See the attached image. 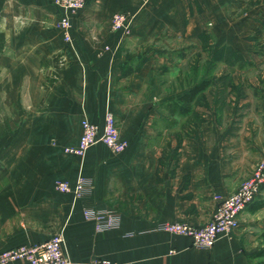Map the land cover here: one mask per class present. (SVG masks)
I'll use <instances>...</instances> for the list:
<instances>
[{
  "label": "crops",
  "instance_id": "obj_1",
  "mask_svg": "<svg viewBox=\"0 0 264 264\" xmlns=\"http://www.w3.org/2000/svg\"><path fill=\"white\" fill-rule=\"evenodd\" d=\"M119 13L131 17L130 37L110 29ZM60 15L49 0H0V253L60 235L72 264H256L264 185L211 249L159 227L206 224L264 160V105L247 89L256 79L218 75V94L209 92L214 66L228 65L214 54L250 46L264 0H85L70 44L55 28ZM202 80L207 103L198 95L180 114L178 99ZM108 112L123 152L98 143L80 159L63 153L81 121L102 127ZM80 174L93 185L88 196L55 191ZM84 209L115 211L119 227L96 231Z\"/></svg>",
  "mask_w": 264,
  "mask_h": 264
},
{
  "label": "built area",
  "instance_id": "obj_2",
  "mask_svg": "<svg viewBox=\"0 0 264 264\" xmlns=\"http://www.w3.org/2000/svg\"><path fill=\"white\" fill-rule=\"evenodd\" d=\"M61 12L55 22V28L67 44L72 42L71 19L84 9L85 0H49ZM110 29L130 37L132 22L126 13L114 14L110 18ZM103 126L91 124L87 120L81 121V133L79 141L74 146L65 147L64 154L83 158L86 152L95 144H102L108 151L120 154L128 146V142L119 134L114 116L108 112L103 121ZM264 185V160H259L248 179L244 180L234 194L220 199L213 215L206 224L194 227L187 223L169 222L161 224L159 230L175 236L191 239L192 246L196 249L208 250L221 237L228 235L238 227L237 217L248 205L259 197L260 189ZM54 189L61 194H70L74 200L88 196L92 189V183L80 174L73 183L68 181L54 182ZM83 217L93 223L98 232L111 231L118 228L120 217L113 210L84 209ZM14 261H25L27 264H72L66 255L60 235L39 243L38 245H24L0 253V264H8ZM95 264H110L109 261L99 259Z\"/></svg>",
  "mask_w": 264,
  "mask_h": 264
},
{
  "label": "rangeland",
  "instance_id": "obj_3",
  "mask_svg": "<svg viewBox=\"0 0 264 264\" xmlns=\"http://www.w3.org/2000/svg\"><path fill=\"white\" fill-rule=\"evenodd\" d=\"M254 35V34H253ZM253 35L251 36V44L250 46H245L246 48H243L242 50H237V52L234 51H229L227 52V54L222 53L221 54H214V58H213V62L216 64V62H218L220 59H226V63L228 64L226 67H222L221 65H215L213 68V74H214V82L211 86V88L209 89V92H213L218 94V88L219 83L217 81V76L218 75H235V74H240V75H246L249 76L250 79H256V81L253 82V84L255 85H250L249 83V87H247V89L254 91L255 93H253L254 97L257 98L259 100V102L261 104L264 105V55H262V53L260 52V45H258L257 41L253 38ZM261 44H264V40H261ZM207 70V71H206ZM198 76L201 78L202 76H209L210 74V69H200L198 70ZM211 75V74H210ZM257 82V83H256ZM228 85V84H227ZM230 87L232 88L230 91H233L237 94H239V85L240 83H238L236 86H234L233 84H229ZM208 90L203 91V93H207ZM203 93L200 94V96L198 97V99H196L195 103H198L199 106H203L204 104H206V100L205 97H203ZM222 95V94H219ZM223 98H225L226 96H222ZM233 100H230L227 104V102L224 103V105H230V103ZM217 104H221L224 102V99H219L216 101ZM235 103V102H234ZM233 103V104H234ZM234 106V105H233ZM192 118L189 116H186V125H190L192 122ZM256 165V164H255ZM255 168V167H254ZM254 170V169H253ZM257 200V199H256ZM256 264H264V259L263 258H259L258 261H256Z\"/></svg>",
  "mask_w": 264,
  "mask_h": 264
},
{
  "label": "trees",
  "instance_id": "obj_4",
  "mask_svg": "<svg viewBox=\"0 0 264 264\" xmlns=\"http://www.w3.org/2000/svg\"><path fill=\"white\" fill-rule=\"evenodd\" d=\"M253 38L257 41L258 45H260V48H261L260 52L262 53V55H264V44H261V40L262 39L264 40V21L261 23V27L254 32ZM4 41H5L4 36L2 33H0V53L2 52ZM54 80H55V77L50 78L49 81H47L48 84L46 85V87L51 85ZM209 84H210V81L202 80L198 84L194 85V87H192L190 90L185 92V94H183L178 99V103L180 104V106L178 107L179 113L180 114L181 113L188 114L190 112V108H191L190 105L193 103V101L195 100V98L198 95L202 94L203 91H205L209 87ZM253 203H251V204H253ZM250 205H248V206H250ZM261 206H262L261 203L257 204V208H260ZM254 258L255 259H257V258H263L264 259V247L257 251V253L254 255Z\"/></svg>",
  "mask_w": 264,
  "mask_h": 264
}]
</instances>
